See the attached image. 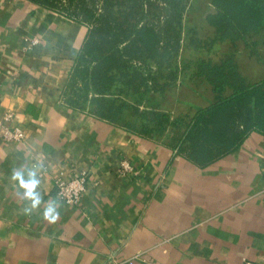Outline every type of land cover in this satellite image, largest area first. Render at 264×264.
Segmentation results:
<instances>
[{"label":"crops","instance_id":"crops-1","mask_svg":"<svg viewBox=\"0 0 264 264\" xmlns=\"http://www.w3.org/2000/svg\"><path fill=\"white\" fill-rule=\"evenodd\" d=\"M86 32L35 1L0 0V125L24 132L23 141L4 140L0 129V264H107L111 256L131 264H264V128L199 156L98 115L91 91L84 106L74 104L67 84ZM25 37L39 43L27 49ZM242 45L249 61L237 41L238 70L246 83L258 82L259 42ZM208 88L207 103L187 102L189 116L213 102ZM123 158L132 173L120 172ZM82 170L81 200L58 199L55 178ZM30 180L35 206L23 184Z\"/></svg>","mask_w":264,"mask_h":264},{"label":"trees","instance_id":"trees-1","mask_svg":"<svg viewBox=\"0 0 264 264\" xmlns=\"http://www.w3.org/2000/svg\"><path fill=\"white\" fill-rule=\"evenodd\" d=\"M63 12L87 26L85 39L69 77V101H79L93 93L95 112L117 119L130 104L119 99L133 91H165L176 84L190 65H180L178 55L183 43V19L187 0H32ZM65 5H62V2ZM82 4L75 8V3ZM213 11L206 14L213 36L201 38L195 29L188 43L197 49L211 50L218 41H242L254 48L249 39L264 30V0H210ZM253 44V45H252ZM163 79L161 81L160 79ZM189 80L206 83L214 100L191 116L149 109L139 111L145 120L140 127L124 125L152 136L169 126L180 127L179 148L189 147L197 155L211 157L235 145L252 126L264 128V78L246 83L232 52L219 59L200 57L192 64ZM80 84V88L77 86ZM117 90V92H115ZM116 94V96H112Z\"/></svg>","mask_w":264,"mask_h":264},{"label":"rangeland","instance_id":"rangeland-1","mask_svg":"<svg viewBox=\"0 0 264 264\" xmlns=\"http://www.w3.org/2000/svg\"><path fill=\"white\" fill-rule=\"evenodd\" d=\"M74 3L75 8L81 7L82 5L77 4L76 6V2ZM65 4L62 2V5ZM211 11H213V6L211 5L210 0H187V11L183 19V43L177 59L180 62V65L191 64L190 69L186 74H181L176 84L171 88H167L165 91H152L149 89L139 92L128 91L119 95V99H124L130 104V106L127 108L124 107L114 121L117 123L130 122L133 126L140 127L145 120L139 116L134 107L139 108V111H148L149 109L168 111V113L171 112L173 117L177 115L189 116L192 108L191 106L187 107V102L197 105L205 104L209 101V85L206 83H199L198 85L195 83L192 84L189 80L193 62L200 57H210L216 60L229 51L234 54V57L237 60V42L236 45H233L229 40L217 42L211 50L197 49L188 43V38L194 29L197 35L201 38H209L213 36V28L206 20V14ZM249 39H255L259 42V45L257 46L258 53L264 55V31ZM238 43L240 47L242 46L241 49H243L242 51H239V55L241 54L242 57L241 59L244 60V62L249 61V56L247 54L248 49L243 48L241 41H238ZM160 80L163 81L164 78H161ZM79 85L80 84H77L80 88L81 86ZM194 85H197L203 93L200 92L199 94H194ZM115 92H117V90H115ZM78 93L84 94L79 101L83 100L86 94L83 93L82 90H79ZM112 96H116V94L111 95V97ZM85 100L86 99H84V103ZM180 129L181 128L177 126H169L167 130L161 134L153 133L152 136L162 137L167 141L173 142L177 140Z\"/></svg>","mask_w":264,"mask_h":264},{"label":"built area","instance_id":"built-area-1","mask_svg":"<svg viewBox=\"0 0 264 264\" xmlns=\"http://www.w3.org/2000/svg\"><path fill=\"white\" fill-rule=\"evenodd\" d=\"M26 48L31 49L33 46L39 43L38 37H25ZM14 114L7 111L4 114V118L12 120ZM1 135L4 140L23 141L24 132L18 125H0ZM264 167V156L262 158ZM120 172L123 174H129L133 172V166L127 158H123L120 162ZM55 195L58 199L69 203H78L85 193L87 187V172L85 170L79 171L72 177L65 179L63 177H56L54 181ZM107 264H131V259H121L115 256H111ZM243 264H253L249 260H244Z\"/></svg>","mask_w":264,"mask_h":264},{"label":"clouds","instance_id":"clouds-1","mask_svg":"<svg viewBox=\"0 0 264 264\" xmlns=\"http://www.w3.org/2000/svg\"><path fill=\"white\" fill-rule=\"evenodd\" d=\"M36 181L34 180H30L28 182H24V186L28 189L27 191V195L30 196V197H33V191L32 189H34L35 185H36ZM39 203V199L38 198H35L33 197V206L37 205ZM45 217L48 218V219H51V220H55L56 219V216L52 214V209L51 208H48L45 212Z\"/></svg>","mask_w":264,"mask_h":264}]
</instances>
